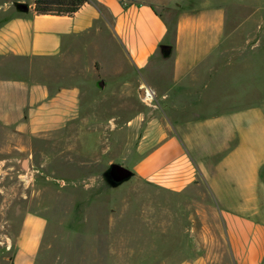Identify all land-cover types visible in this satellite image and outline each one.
I'll list each match as a JSON object with an SVG mask.
<instances>
[{
  "label": "crops",
  "instance_id": "1",
  "mask_svg": "<svg viewBox=\"0 0 264 264\" xmlns=\"http://www.w3.org/2000/svg\"><path fill=\"white\" fill-rule=\"evenodd\" d=\"M187 3L87 0L72 16L37 15L30 4L27 12L2 20L0 56L28 62V68L54 66L58 78L38 83L19 73L8 75L0 81V120L17 134L40 138L56 150L60 143H70V152L77 155L71 165L80 168L76 173L82 174L83 167L94 173L110 147L98 151L86 144L98 145L112 126H142L144 98L139 92L151 89L154 104L166 110L169 129L149 148L143 137L131 171L146 186L176 197L174 212L182 207V233L173 222L170 238L194 236L205 242L172 245V254L178 255L172 264H264V88L250 102L238 89L219 97L218 89H209L226 70L244 67L248 75L264 68V56L255 57L247 38L224 36L223 9L194 5L198 9L181 11ZM171 12L178 15L172 27L164 17ZM98 42L114 53L112 74H101L106 62L88 53ZM66 61L71 65L64 67ZM76 66L93 75L80 78L74 74ZM100 74L103 86L84 89L88 81L93 88L100 85L101 79L93 81ZM208 93L217 95L209 103ZM130 98L141 107L133 118L125 122L122 113H107L110 103L119 109ZM83 127L93 133L82 134ZM39 153H44L43 166L49 173H66L61 166L69 163L61 155ZM80 179L72 182L83 184ZM204 204L211 209L214 228L191 226L192 215L206 222ZM45 227L41 216L24 218L12 264H34ZM217 236L222 245H211L208 239ZM215 255H226L227 262Z\"/></svg>",
  "mask_w": 264,
  "mask_h": 264
},
{
  "label": "rangeland",
  "instance_id": "2",
  "mask_svg": "<svg viewBox=\"0 0 264 264\" xmlns=\"http://www.w3.org/2000/svg\"><path fill=\"white\" fill-rule=\"evenodd\" d=\"M33 1L0 0V22L21 13L18 3L30 5ZM189 1L187 6L180 8L181 11L198 9L194 5L223 9L226 25L224 36L247 38L249 49H252L255 57L264 56V0H197L196 4H193V0L192 3ZM2 7L9 10L3 12ZM176 16L172 12L164 15L171 27ZM88 53L100 57L102 63L106 62L101 74H112L109 70L115 56L110 47L98 42L97 46L89 48ZM27 65L28 62L23 60L0 56V81L18 73L30 76L38 83L58 78L54 66L42 69L37 64L30 68ZM69 65L70 61L63 63L64 67ZM85 68L76 66L74 74L88 79L93 72ZM101 74V78H93L94 82L101 79L100 85L98 83L93 88L88 81L84 89H99L101 83L104 84ZM82 81L79 80L80 83ZM263 88L264 68L256 69L254 73L250 71L247 75L244 67H238L224 71L219 75L216 85L209 87L218 89V96L208 93L206 97L209 103L216 96L229 92V89H238L239 94H245L243 99L250 102L254 101L257 90ZM83 98L86 103L87 96ZM142 105V126L132 125L126 129L112 126L111 132L104 133L98 145L94 142L86 144L98 151L110 147L106 151L104 164L95 168L97 172L94 173L86 172V167L82 168V174L76 173L75 170L79 171L80 168L71 165V159L76 160L77 155L70 152V143H60V150H56V147H49L40 138L30 139L17 134L13 126H6L0 120V264H12L16 236L28 215L41 216L46 220L34 264H172L178 256L172 254V245L192 247L205 244L204 238L194 236L174 240L169 237L168 227L173 222L179 223L181 233L183 229L182 207H178V213L173 211L171 204L176 198L173 195L146 186L134 175L116 188L108 187L102 178L111 163L121 164L131 170V164L137 158L135 149L140 146L143 137L145 148H149L155 144L159 134L168 131L166 110L154 104L153 100L143 101ZM115 106L119 105L114 102L107 105V113L112 115L120 112L125 122L141 108L131 98L122 101L119 109H114ZM82 129V134L93 133V130L89 133L85 127ZM41 151L65 158L69 165L65 164L61 168L66 173H49L43 166L44 153H39ZM107 159L110 161L107 162ZM80 161L86 163L85 159ZM98 169L102 172L98 173ZM78 177L83 184L72 182ZM261 177L264 184V175ZM202 209L206 211V222L201 223L192 215L194 221L191 226L195 224L200 229L205 224L214 228L216 223L211 221V209L205 204ZM191 212L193 214L192 207ZM212 233L219 235L220 231L214 230ZM208 240L213 246L222 245L219 236ZM179 256L182 257L181 254ZM215 256L224 257V262H227L226 255Z\"/></svg>",
  "mask_w": 264,
  "mask_h": 264
},
{
  "label": "trees",
  "instance_id": "3",
  "mask_svg": "<svg viewBox=\"0 0 264 264\" xmlns=\"http://www.w3.org/2000/svg\"><path fill=\"white\" fill-rule=\"evenodd\" d=\"M87 0H34L37 15L72 16Z\"/></svg>",
  "mask_w": 264,
  "mask_h": 264
},
{
  "label": "water",
  "instance_id": "4",
  "mask_svg": "<svg viewBox=\"0 0 264 264\" xmlns=\"http://www.w3.org/2000/svg\"><path fill=\"white\" fill-rule=\"evenodd\" d=\"M18 9L21 12H27L29 10V5L26 3H18ZM163 49L168 48L167 46H162ZM103 86V83H101ZM140 97L144 98L145 96V89H140ZM133 177V172L128 168L122 166L118 163H111L108 169L102 174V178L104 182L110 188H116L126 182H128Z\"/></svg>",
  "mask_w": 264,
  "mask_h": 264
},
{
  "label": "built area",
  "instance_id": "5",
  "mask_svg": "<svg viewBox=\"0 0 264 264\" xmlns=\"http://www.w3.org/2000/svg\"><path fill=\"white\" fill-rule=\"evenodd\" d=\"M154 98V93L149 90V89H145V96L143 101L147 102V101H151Z\"/></svg>",
  "mask_w": 264,
  "mask_h": 264
}]
</instances>
